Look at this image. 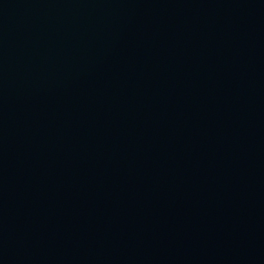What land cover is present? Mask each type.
Here are the masks:
<instances>
[{"label":"water","instance_id":"1","mask_svg":"<svg viewBox=\"0 0 264 264\" xmlns=\"http://www.w3.org/2000/svg\"><path fill=\"white\" fill-rule=\"evenodd\" d=\"M0 264H264V0H0Z\"/></svg>","mask_w":264,"mask_h":264}]
</instances>
